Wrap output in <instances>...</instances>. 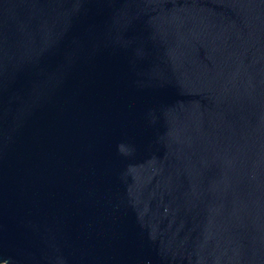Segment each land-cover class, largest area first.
<instances>
[{"label": "water", "instance_id": "water-1", "mask_svg": "<svg viewBox=\"0 0 264 264\" xmlns=\"http://www.w3.org/2000/svg\"><path fill=\"white\" fill-rule=\"evenodd\" d=\"M0 264H264V0H0Z\"/></svg>", "mask_w": 264, "mask_h": 264}]
</instances>
